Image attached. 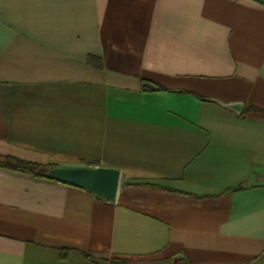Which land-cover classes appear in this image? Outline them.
I'll return each instance as SVG.
<instances>
[{
	"label": "crops",
	"instance_id": "crops-1",
	"mask_svg": "<svg viewBox=\"0 0 264 264\" xmlns=\"http://www.w3.org/2000/svg\"><path fill=\"white\" fill-rule=\"evenodd\" d=\"M1 155L120 184L1 166L0 264H264V0H0Z\"/></svg>",
	"mask_w": 264,
	"mask_h": 264
},
{
	"label": "water",
	"instance_id": "water-1",
	"mask_svg": "<svg viewBox=\"0 0 264 264\" xmlns=\"http://www.w3.org/2000/svg\"><path fill=\"white\" fill-rule=\"evenodd\" d=\"M235 111H241L243 105L240 103L224 104ZM48 177L54 180L87 189L100 198L113 201L120 184V171L117 168L105 166H57L49 169ZM176 264H190L188 261L180 260Z\"/></svg>",
	"mask_w": 264,
	"mask_h": 264
},
{
	"label": "trees",
	"instance_id": "trees-1",
	"mask_svg": "<svg viewBox=\"0 0 264 264\" xmlns=\"http://www.w3.org/2000/svg\"><path fill=\"white\" fill-rule=\"evenodd\" d=\"M143 90L147 92H152V91H164L165 88L162 87L161 85L154 83V82H149V81H143ZM250 110L254 111H260L256 107H250L247 108L243 113L249 112ZM4 166L10 169L14 170H20L27 172L29 174H32L36 178H49L47 173L49 169L57 167L55 164H38L32 161H26L23 160L19 157H13L9 155H1L0 156V167ZM87 166H93L96 167L98 165L92 164V163H87ZM50 179V178H49ZM242 188L240 186L238 189ZM61 255L63 258H66L68 256V251L66 249H62L60 251ZM86 257L89 258L90 254H86ZM110 264H133V260L129 259H124V258H112L110 261Z\"/></svg>",
	"mask_w": 264,
	"mask_h": 264
},
{
	"label": "rangeland",
	"instance_id": "rangeland-1",
	"mask_svg": "<svg viewBox=\"0 0 264 264\" xmlns=\"http://www.w3.org/2000/svg\"><path fill=\"white\" fill-rule=\"evenodd\" d=\"M141 264H162V263H155L151 261H145V262H140Z\"/></svg>",
	"mask_w": 264,
	"mask_h": 264
}]
</instances>
